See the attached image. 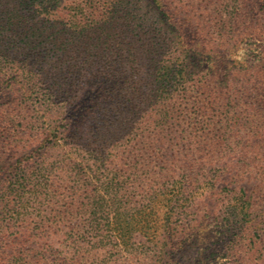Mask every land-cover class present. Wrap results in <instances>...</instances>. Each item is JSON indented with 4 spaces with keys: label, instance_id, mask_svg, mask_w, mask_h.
<instances>
[{
    "label": "trees",
    "instance_id": "16d2710c",
    "mask_svg": "<svg viewBox=\"0 0 264 264\" xmlns=\"http://www.w3.org/2000/svg\"><path fill=\"white\" fill-rule=\"evenodd\" d=\"M119 1L99 0V17L103 19V24L94 28L93 32L74 31L71 42V39L65 37L59 22L52 23L53 16L50 18L47 7L39 3V0H0V34L9 26L12 33L22 37L25 59L33 60L35 67H43L46 63L51 70H55L54 85L70 86L71 74L77 73L73 69L75 64L71 63L75 58L73 53H77L78 59L80 55L83 58L77 62L78 66L81 64L79 74L89 80L94 79V89L98 93V97L94 99V107L104 112L107 123H95V140L98 143H94L97 145L89 152V158L94 160V164H88L86 170H94V176L101 175L102 179L97 177L98 187L86 194L83 189L81 197H86L87 202L79 206L82 212L90 209L92 216L98 215L88 225L83 226L81 231L83 236L91 235L94 240L87 242L86 238L77 234H69L65 240L72 242L74 248L76 246L83 252L84 248L88 252L105 246L109 237L107 219L110 214L116 216L113 231H118L119 239L125 244L138 231L145 230V224H140L134 218L135 214H141L140 207L154 198L152 192L156 190V184L162 185L164 178L171 177L176 170L179 194L184 195L189 185L199 182H205L206 187L213 190L215 183L210 181L204 167L191 159L208 156L210 152L226 151L230 143H225V140L237 136L232 134L234 128H238L236 134L244 128L248 140L244 146L246 152L256 149L257 155H260L262 148V143L258 144L255 138L261 135L258 131L262 126L264 130V50L254 55L246 66L222 65L216 59L217 56L221 59L229 50L227 45H230L231 40H236L243 34L257 32V35L264 36V11H260L264 8H254V0H222L220 3L216 2L220 0H210L212 8L208 9V14L199 15L195 19L194 6L186 3L187 0L183 1L179 11L170 15L166 12L168 6L164 0H149L152 8L157 9L154 13L161 28L154 31L152 25H147L144 17L134 21L133 8H126L121 18L129 26L124 31L127 40L121 48H112L109 45L113 52L115 49L114 56L118 59L103 63V54L99 51L103 44L100 40L114 36L111 31L117 27V19L121 16H116ZM90 2L92 0H81L77 6L84 11ZM229 7L233 9L228 10ZM139 21L137 29L135 22ZM198 38L207 40L205 54L213 60L214 65L207 69L201 66L200 61L190 59L189 44L198 42ZM111 39L117 42L115 37ZM42 44H47L50 49ZM91 46H94V52L100 53L94 55V60L87 58L90 56ZM105 47L107 46L104 45ZM42 48L52 54L43 53L39 50ZM47 56L50 59L45 60ZM99 56L102 57L95 58ZM130 57L134 62L127 63ZM93 63L94 72L91 71ZM129 67L134 76H144L142 80H145L133 87L129 85L131 90L123 93L120 92L123 81L121 82L118 74H126ZM82 70L84 71L80 72ZM22 143H18L19 148H23ZM117 146L124 157L110 159L108 151ZM24 150L25 155L17 159V168L28 164L38 154L32 143L26 145ZM158 157H164L168 165L165 170L162 168L153 172L151 168L157 166L154 162ZM247 164H254L253 169L245 165H240V169L249 170L256 181L249 195L236 192L237 203L231 214L239 222H251L259 236V231H264V215L260 219L254 217L257 216V209L264 213V154L254 157ZM72 170L78 179L82 178L81 169L73 167ZM26 172L16 174L15 180L8 179L0 186V208H11L13 199L19 198L20 195L18 192L16 194L14 187L16 181L18 187L24 182H32V187L48 184L38 175L31 177ZM143 176H148V181H143L149 188L147 192L132 187L133 184H140ZM240 189L245 190L242 187ZM135 194L138 199L134 200ZM52 198L53 196L48 199L46 197L43 202L51 203L47 215L40 216L32 225H17L15 233L25 243L38 238L42 227L56 228L55 226L63 224V216L67 212L64 214L62 210L61 199L52 201ZM180 200V197L176 198L177 203ZM8 224L5 221L0 225V264H27L22 260L20 252L25 243L9 245L12 240L7 235L10 229ZM84 243H87L88 248ZM113 247H118V240H114L111 249ZM9 248L13 250L12 253L7 252ZM86 257L83 256L81 260L84 261Z\"/></svg>",
    "mask_w": 264,
    "mask_h": 264
},
{
    "label": "rangeland",
    "instance_id": "374dc122",
    "mask_svg": "<svg viewBox=\"0 0 264 264\" xmlns=\"http://www.w3.org/2000/svg\"><path fill=\"white\" fill-rule=\"evenodd\" d=\"M80 1L39 0V3L47 7L50 18L53 16L52 23L58 21L65 37L71 39V42L74 31L93 32L94 28L103 24V19L99 17L101 13V9L98 10L99 0H92L84 11L77 6ZM164 1L168 6L166 12L170 15L180 10L184 0ZM210 2V0H187L186 3L193 4V15L196 19L199 15L208 14V9L212 8ZM216 2L220 3L222 0ZM149 3H151L149 0L119 1L116 16H121L117 19V27L112 26L111 31L112 34L114 33L111 37H115L117 42L112 41L111 37L100 40L103 48L104 45L107 47L104 49L101 47L99 50L102 51L103 57L95 58L102 57L103 63L118 59L114 56L115 49L113 52L112 48L123 47L122 44L127 40L124 31H127L129 26L121 18L126 8H133L131 12L134 21L144 17L147 19V25H152L154 31L161 28L157 24L158 20L154 13L157 9H153ZM254 4L257 10L264 8V0H254ZM232 9V7L228 8V10ZM139 24L140 21L135 22L137 29ZM256 33L248 32L236 40H231L230 45H227L229 50L221 59L217 56V62L237 67L248 65L254 55L264 50V36L261 37ZM15 34L9 26H6L0 34V186L8 179L15 180L16 174L26 171L31 177L38 175L48 184L43 183L42 186L32 187V182L31 184L24 182L18 187V181H16L14 187L16 194L18 192L20 196L13 199L11 208L7 206L0 208V225L8 221L10 229L7 235L12 240V242L9 240V245L13 243L21 245L25 242L21 240L18 233H15L17 225H32L40 216L47 215L51 203H43L46 197L48 199L53 196L52 201L61 199L62 210L64 214L66 212L68 214L63 216L64 222L61 226H55L58 230L54 227H42L38 238L35 237L21 246L20 252L25 263L264 264V231H259L258 236L251 222H239L231 214L235 211L234 205L237 203L236 192L240 195L244 193L249 195L256 181L253 173L250 174L249 170H241L240 165L253 169L254 164L247 163L256 156H263V126L258 131L261 135L255 138L258 144L262 143L260 155H257L256 149L246 152L247 149L244 146L248 140L245 130L240 129L239 134H236L238 129L236 127L232 131L233 135H237L236 138L231 137L225 140V143H230L226 151L210 152L208 156L191 159L204 167L210 181L215 183L213 190L210 187L207 188L205 182H199L189 185L184 195L179 194L180 191L176 185L178 170L171 174V177L164 178L162 185L156 184V190L152 192L154 198L148 203L144 201L147 205L142 202L144 206L140 207L141 214L136 213L134 217L140 224H145V230L138 231L128 244L119 239L118 231H113L116 219L113 214H110L107 219L109 237L103 248H94L88 252H85L84 248L83 252L76 246L74 248L72 242H65L69 234L80 235L86 238L87 242L94 240L91 235L83 236L81 231L83 226L88 225L98 215L92 216L89 213L90 209L82 212L79 206L87 202L86 197H81L83 189V193L86 194L98 187L97 177L102 179L101 175L94 176V170L86 169L88 164H94V160L89 158V152L94 149V145H97L94 143H98L95 140V123L107 122L104 120V112L94 107V99L98 97L94 89V79L89 80L78 72L81 64L78 66L77 62L83 59L82 55L80 59L76 57L77 53L72 55L75 58L71 63L75 64L73 69L77 70V73L71 74L70 86L57 87L58 85L53 83V73L56 71L51 70L46 63L43 67H35L33 60L27 61L23 38ZM198 40L196 43L189 44L190 59L200 61L201 66L207 69L210 65H214L213 60L205 54L204 47H208L207 40L199 38ZM42 45L47 47V44ZM109 45L112 48H109ZM47 48L50 49V47ZM241 49L244 55L242 59H238ZM39 50L52 54L44 48ZM30 54L32 55V52ZM89 55L87 58L94 60V55L97 56L100 53L94 52V46H91ZM46 59L50 58L47 56ZM131 61L134 62L132 57L127 63ZM130 69L131 67L126 69V74H118L121 82L123 81L121 84L123 89L121 88L120 92H128L131 90L128 88L129 85L133 87L145 80H142L144 76H134ZM91 71L94 72V63L91 65ZM19 142H23L21 144L23 148H19ZM30 143L37 148L38 154L31 162L28 161V164L17 168V159L25 155V146ZM120 147L122 148L121 145ZM119 149L117 146L114 150H109L108 157L116 160L119 156H123ZM154 164L157 166L151 168L153 172L162 168L165 170V166L168 165L164 157H158ZM73 167L82 170L81 179L75 176ZM199 171H197L198 174ZM147 177L143 176L140 184H133V189L147 192L149 188L143 182L148 181ZM240 187L245 190L242 191ZM177 197L181 199L179 203L176 202ZM133 199H138V196L133 195ZM257 210H255L257 216L253 217L260 219L264 213ZM11 224L15 226L14 229ZM136 226L139 224L136 223ZM11 231L13 232L10 233ZM114 240H118V247L111 249ZM84 245L87 247V243ZM240 247L241 252L238 250ZM1 251L0 240V254ZM12 251L11 248L7 249L8 253ZM83 256H87L84 261L81 260Z\"/></svg>",
    "mask_w": 264,
    "mask_h": 264
},
{
    "label": "clouds",
    "instance_id": "9594fccd",
    "mask_svg": "<svg viewBox=\"0 0 264 264\" xmlns=\"http://www.w3.org/2000/svg\"><path fill=\"white\" fill-rule=\"evenodd\" d=\"M244 55L243 49L240 50L239 56L237 57L238 59H242Z\"/></svg>",
    "mask_w": 264,
    "mask_h": 264
}]
</instances>
